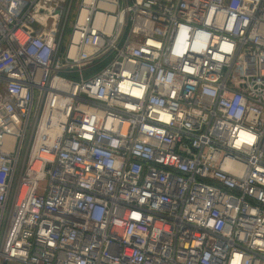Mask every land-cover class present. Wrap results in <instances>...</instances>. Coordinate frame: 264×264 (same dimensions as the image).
Masks as SVG:
<instances>
[{
  "label": "built area",
  "instance_id": "obj_1",
  "mask_svg": "<svg viewBox=\"0 0 264 264\" xmlns=\"http://www.w3.org/2000/svg\"><path fill=\"white\" fill-rule=\"evenodd\" d=\"M71 2L0 0V264H264V0Z\"/></svg>",
  "mask_w": 264,
  "mask_h": 264
},
{
  "label": "rangeland",
  "instance_id": "obj_2",
  "mask_svg": "<svg viewBox=\"0 0 264 264\" xmlns=\"http://www.w3.org/2000/svg\"><path fill=\"white\" fill-rule=\"evenodd\" d=\"M80 1L81 0H72V2L69 4V7L67 9L65 16L61 19V25L63 26V30H64L62 36H63V40L66 39V42H68L69 40L70 32L77 18ZM24 151H25V147L22 153V157L24 156ZM5 222H6V219L4 220L3 227L1 230V234H0V244L3 238V234H4Z\"/></svg>",
  "mask_w": 264,
  "mask_h": 264
}]
</instances>
